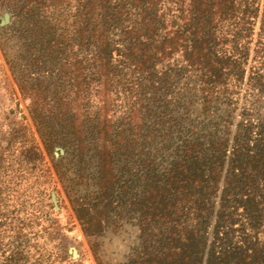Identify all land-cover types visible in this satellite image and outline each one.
I'll use <instances>...</instances> for the list:
<instances>
[{
    "label": "trees",
    "instance_id": "obj_1",
    "mask_svg": "<svg viewBox=\"0 0 264 264\" xmlns=\"http://www.w3.org/2000/svg\"><path fill=\"white\" fill-rule=\"evenodd\" d=\"M3 6L20 46L0 47L35 132L24 118L0 152V264H73L45 258L7 209L26 158L39 203L55 176L71 183L98 264L108 232L134 234L118 264H264V0Z\"/></svg>",
    "mask_w": 264,
    "mask_h": 264
},
{
    "label": "rangeland",
    "instance_id": "obj_2",
    "mask_svg": "<svg viewBox=\"0 0 264 264\" xmlns=\"http://www.w3.org/2000/svg\"><path fill=\"white\" fill-rule=\"evenodd\" d=\"M6 12L11 15V20L8 23L2 24L1 20ZM13 16V11L7 6L0 8V38L4 42L10 53H13L20 46L19 35L9 30V27L16 21ZM18 25V23H16ZM242 101V100H241ZM264 101V97L262 98ZM260 104L264 105V102ZM238 111L236 112V114ZM25 118V122L29 124L31 129L35 132L28 110V100L24 99L18 91V88L13 80L6 58L0 47V152H2L11 137L19 127V123ZM46 155V154H45ZM51 157L56 161L54 151L51 152ZM46 159L49 158L46 156ZM23 167L15 164L14 171L9 170V174L14 177L19 176L23 178L21 184L11 192L12 198L9 201L8 211L13 212V217L24 216L25 223L33 232H37L36 236L31 240V244L36 246L45 258L50 253H58L60 256H65L69 262L73 264H98L91 249L93 239H88L82 231V228L76 218V215L71 206V199L75 198L74 191L71 189L69 181L61 182L58 177H54V182L43 200L39 203L38 197L35 193L34 171L32 169V162L27 158L22 161ZM20 169L17 172V169ZM66 187V188H65ZM51 191L55 192L58 200V207L56 208L51 199ZM17 210L24 211V214H18ZM39 211V212H37ZM35 213L37 216L42 214L41 218L33 219L31 214ZM10 214V213H9ZM39 214V215H38ZM11 216V215H10ZM49 217L57 218L62 230L59 233H50L48 226L50 222ZM24 220V219H22ZM39 225L36 226L35 224ZM29 234V238H32ZM129 238V239H128ZM134 238L131 232L128 235L123 233L114 234L107 233L96 239L98 256H100L101 264H118L125 260L128 254L130 240ZM34 249L32 250V252ZM77 256L73 255V252Z\"/></svg>",
    "mask_w": 264,
    "mask_h": 264
},
{
    "label": "water",
    "instance_id": "obj_3",
    "mask_svg": "<svg viewBox=\"0 0 264 264\" xmlns=\"http://www.w3.org/2000/svg\"><path fill=\"white\" fill-rule=\"evenodd\" d=\"M10 20H11V15H10L9 12H6L4 14V16H3V19L1 20V23L2 24H5V23H8ZM63 154H64V149L62 147H60V146H55V148H54V155H55V157L56 158H59ZM50 194H51V199H52L53 204L55 205L56 208H59L58 207V204H57L58 203V200L56 198L55 192L54 191H51ZM73 255L74 256H77V253L74 251L73 252Z\"/></svg>",
    "mask_w": 264,
    "mask_h": 264
}]
</instances>
